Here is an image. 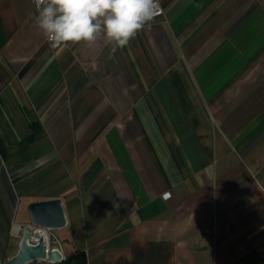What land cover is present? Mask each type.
<instances>
[{
	"label": "crops",
	"instance_id": "1",
	"mask_svg": "<svg viewBox=\"0 0 264 264\" xmlns=\"http://www.w3.org/2000/svg\"><path fill=\"white\" fill-rule=\"evenodd\" d=\"M159 2L120 48L52 47L32 0H0V258L59 198L85 264H264V0ZM52 168L75 201L27 197Z\"/></svg>",
	"mask_w": 264,
	"mask_h": 264
},
{
	"label": "clouds",
	"instance_id": "2",
	"mask_svg": "<svg viewBox=\"0 0 264 264\" xmlns=\"http://www.w3.org/2000/svg\"><path fill=\"white\" fill-rule=\"evenodd\" d=\"M37 26L52 47L101 39L123 48L153 21L159 0H34Z\"/></svg>",
	"mask_w": 264,
	"mask_h": 264
},
{
	"label": "water",
	"instance_id": "3",
	"mask_svg": "<svg viewBox=\"0 0 264 264\" xmlns=\"http://www.w3.org/2000/svg\"><path fill=\"white\" fill-rule=\"evenodd\" d=\"M28 211L31 224L38 228L57 230L68 225L65 208L59 198L34 201L29 204ZM30 235L31 228L27 226L23 232L19 251L5 264H29L36 260H45L57 264L64 260V256L59 250H48L44 241L37 245L30 244L28 242Z\"/></svg>",
	"mask_w": 264,
	"mask_h": 264
},
{
	"label": "rangeland",
	"instance_id": "4",
	"mask_svg": "<svg viewBox=\"0 0 264 264\" xmlns=\"http://www.w3.org/2000/svg\"><path fill=\"white\" fill-rule=\"evenodd\" d=\"M7 148H8V146H7ZM20 149H21V151H23V149H25V147L21 146ZM55 169L56 168H52L50 170L46 169L38 177L31 178L30 180H28L27 182L24 183V185L26 186L28 198H30V199H44V198L50 196L51 194H58V195L64 197L66 201H68L67 204L70 203V201L68 199H70L72 202L76 200L77 197L76 196L74 197L75 193L72 190H69L72 188L68 189V188L64 187L67 184L65 180H64L65 184L63 182H61V180H60L58 186H56L55 181H54L55 179L51 178L53 176V174H55L57 172V171L52 172ZM45 181H46V183H45ZM22 211H23L22 206H20L16 209L14 215H15V217H18L17 220L20 219ZM66 216H67V214H66ZM69 219L67 216V220L69 222L68 226L65 228H62V229L54 230L53 233H54L55 237L52 238V248L58 247L61 244L63 249L66 251V257L64 256V260L69 258L67 253H72L74 251L75 247H81V244H82L81 241H79V236L77 235V233L75 234L76 231L73 230L74 227L76 226L75 225V219H73V216H71V215H70ZM76 227H78V225ZM13 234L15 235V237L12 235L11 246L14 243H18V241L21 242L22 237H23V231H21L18 234L13 231ZM12 255H13V252L11 249V252L6 253V256L0 258V262H1L0 264H5L11 257H13ZM29 264H55V263L48 262L45 260H36V261H33Z\"/></svg>",
	"mask_w": 264,
	"mask_h": 264
},
{
	"label": "trees",
	"instance_id": "5",
	"mask_svg": "<svg viewBox=\"0 0 264 264\" xmlns=\"http://www.w3.org/2000/svg\"><path fill=\"white\" fill-rule=\"evenodd\" d=\"M30 128H31V133L20 140L21 146L25 147V149L31 147L43 135V130L38 120L31 121ZM0 153L4 159H6L9 156L7 145L4 143V140L1 138H0ZM86 260H87L86 252L79 251L69 256V258H67L66 260H62L57 264H85Z\"/></svg>",
	"mask_w": 264,
	"mask_h": 264
},
{
	"label": "built area",
	"instance_id": "6",
	"mask_svg": "<svg viewBox=\"0 0 264 264\" xmlns=\"http://www.w3.org/2000/svg\"><path fill=\"white\" fill-rule=\"evenodd\" d=\"M34 6H35V3H34V0H32ZM36 8V6H35ZM37 10V9H36ZM165 15V12H164V8L163 6L161 5V3L159 2V10H158V14L155 16L154 20H158L159 18H162L164 17ZM151 21V22H153ZM29 226L31 228V235H30V238L28 240V242L32 245H37L39 242L41 241H44L48 247V250H54V249H57L59 250L63 256L64 255V249L62 247V245L60 244L58 247H54L52 248V238L55 237L54 233H53V229H48V228H38L34 225H32L31 223L30 224H27V225H21V224H17V225H14L13 229H14V232L15 233H20L21 231L24 232V229L25 227ZM18 228V230L16 229ZM38 233H40V235H38ZM46 237L49 238V243L47 244V241L45 240Z\"/></svg>",
	"mask_w": 264,
	"mask_h": 264
},
{
	"label": "bare ground",
	"instance_id": "7",
	"mask_svg": "<svg viewBox=\"0 0 264 264\" xmlns=\"http://www.w3.org/2000/svg\"><path fill=\"white\" fill-rule=\"evenodd\" d=\"M17 230H18V228H16ZM38 235H40V233H38ZM46 241H47V244L49 243V238L48 237H46V239H45Z\"/></svg>",
	"mask_w": 264,
	"mask_h": 264
}]
</instances>
